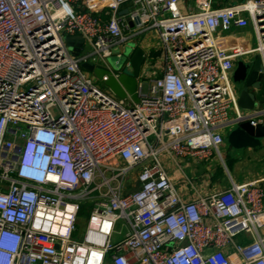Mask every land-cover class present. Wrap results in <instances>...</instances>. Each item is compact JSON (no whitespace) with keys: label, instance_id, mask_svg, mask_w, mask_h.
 <instances>
[{"label":"built area","instance_id":"built-area-1","mask_svg":"<svg viewBox=\"0 0 264 264\" xmlns=\"http://www.w3.org/2000/svg\"><path fill=\"white\" fill-rule=\"evenodd\" d=\"M180 2L0 0V264H264L260 182L199 195L182 165L219 156L244 119L264 126L230 78L257 57L264 81V0H196L188 13ZM247 27L252 49L220 48ZM149 31L163 58L145 56L138 103L97 89L81 66L129 74L128 55L115 70L107 59ZM76 36L78 56L65 44Z\"/></svg>","mask_w":264,"mask_h":264},{"label":"crops","instance_id":"crops-1","mask_svg":"<svg viewBox=\"0 0 264 264\" xmlns=\"http://www.w3.org/2000/svg\"><path fill=\"white\" fill-rule=\"evenodd\" d=\"M195 1L196 0H181L179 5L181 12L188 13V8H193ZM243 1L245 0H220V5L228 6ZM253 38H255V36L251 27L233 29L221 34L219 46L225 53L246 51L252 49ZM136 43V47L142 49L149 60L154 50L158 47L157 33L149 31L143 34L141 39ZM239 61L245 63L242 60L234 61V71ZM234 71L230 73L231 80L233 79ZM262 83H264L263 80L261 81V84ZM251 92L256 96L258 108L264 109L263 86L261 90L253 89ZM228 132L229 130L224 132V144L221 146V149H219L220 157L216 155L218 159L215 157V153H213L211 157L199 161L192 159L182 160L183 168L189 169L193 179L199 181V184H196V191L199 195H207L229 189L231 182L237 185L259 181V185L264 189V138L260 139L261 147L255 148V150H234L228 145L227 141H225ZM163 162H165V167L173 176L175 183L181 187V190L184 189L183 186L180 185L181 182L178 180L174 171V165L166 159H163ZM218 166H223V168L221 167V175L216 177ZM107 264H110V262Z\"/></svg>","mask_w":264,"mask_h":264},{"label":"water","instance_id":"water-1","mask_svg":"<svg viewBox=\"0 0 264 264\" xmlns=\"http://www.w3.org/2000/svg\"><path fill=\"white\" fill-rule=\"evenodd\" d=\"M65 44L71 48L75 56H78L80 53L79 50L83 45V39L77 36L67 37ZM128 51L129 53L127 55L129 56V65L132 72L120 75L117 80L110 72L99 70L89 63H85L81 67L84 71H88L94 75L97 80H101L104 75H107L108 79L104 84L117 99L123 100L129 96L134 103H138L136 83L140 77L141 67L145 61V52L134 45ZM251 64L253 67L249 70L247 65L239 61L236 64L232 79L233 85H236L238 90L236 104H238L239 109L244 115L252 113L258 108L256 96L251 90H261L263 86L261 84L262 66L260 59L255 57ZM261 138H264V126L257 125L252 127L249 120L244 119L227 133L225 141L234 150H255V148L261 147Z\"/></svg>","mask_w":264,"mask_h":264},{"label":"rangeland","instance_id":"rangeland-1","mask_svg":"<svg viewBox=\"0 0 264 264\" xmlns=\"http://www.w3.org/2000/svg\"><path fill=\"white\" fill-rule=\"evenodd\" d=\"M141 37H140V39H141ZM133 45H135V43H128L127 45H123L122 48L117 49L114 52V56L112 58L107 59V65L109 66V68L111 70H115V69H120L121 68V66L123 64V59L121 61H119L118 64H116L115 62L118 61L116 56L118 54H122V53L124 54V56H126L129 53V51H128L129 48L131 46H133ZM255 45H256V39L253 38L252 39V47H254ZM85 49H86V47L83 48L82 52H85ZM162 58H163V54L160 52V50L156 49V50H154V53L152 54L151 58L149 59V62H151L154 66H157V65H159V63H160ZM251 59H252V57H250V58L248 57L247 59H245L248 62L244 63V65H247L249 67V70H251V68L253 67L252 64L250 63ZM252 62H253V59H252ZM127 72L130 73L131 71H127ZM90 75H91L92 83L97 89H100L103 93L112 94L110 89H108L105 86L104 83H102L100 80H97L94 77V75H92V74H90ZM143 83H146V80L143 81ZM114 98H116V97L114 96ZM53 113L56 114L57 110H54ZM220 149H221V147H220ZM215 157L218 159V157L216 155H215ZM221 167L223 168V166H218V169L216 171V173H217L216 177L221 175V172H222L221 171V169H222ZM184 172H185V175L187 176L188 179L193 181L195 184H199L198 180L193 179V177L190 174L189 169L184 168ZM89 210H90V207L88 206V204H86V203L82 204L80 212L78 214V220L79 221H78V225H77V232L74 234V237L76 239H82L81 237H82V235L84 233V230H85V227H86V224H87V221H88ZM121 233H122V229H121ZM117 238L118 237H115V239H117Z\"/></svg>","mask_w":264,"mask_h":264},{"label":"trees","instance_id":"trees-1","mask_svg":"<svg viewBox=\"0 0 264 264\" xmlns=\"http://www.w3.org/2000/svg\"><path fill=\"white\" fill-rule=\"evenodd\" d=\"M263 84V88H264V83H262ZM82 206V205H81ZM81 206H80V209H81ZM80 212V211H79Z\"/></svg>","mask_w":264,"mask_h":264}]
</instances>
